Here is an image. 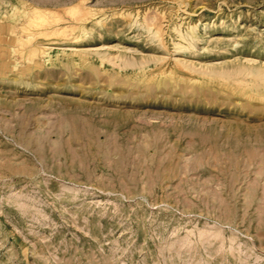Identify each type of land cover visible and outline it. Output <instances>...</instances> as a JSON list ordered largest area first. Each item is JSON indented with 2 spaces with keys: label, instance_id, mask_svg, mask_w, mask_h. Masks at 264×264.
I'll return each instance as SVG.
<instances>
[{
  "label": "rangeland",
  "instance_id": "374dc122",
  "mask_svg": "<svg viewBox=\"0 0 264 264\" xmlns=\"http://www.w3.org/2000/svg\"><path fill=\"white\" fill-rule=\"evenodd\" d=\"M0 264H264V0H0Z\"/></svg>",
  "mask_w": 264,
  "mask_h": 264
},
{
  "label": "bare ground",
  "instance_id": "6f19581e",
  "mask_svg": "<svg viewBox=\"0 0 264 264\" xmlns=\"http://www.w3.org/2000/svg\"><path fill=\"white\" fill-rule=\"evenodd\" d=\"M190 39H191V38H190ZM180 47H181V46H180ZM180 47H179V48H180ZM182 48H183V47H182ZM182 48H181V49H182Z\"/></svg>",
  "mask_w": 264,
  "mask_h": 264
}]
</instances>
